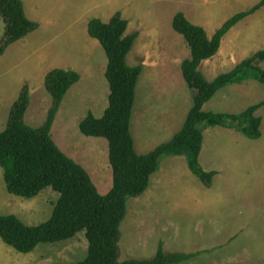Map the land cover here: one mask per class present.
<instances>
[{
  "label": "rangeland",
  "instance_id": "obj_1",
  "mask_svg": "<svg viewBox=\"0 0 264 264\" xmlns=\"http://www.w3.org/2000/svg\"><path fill=\"white\" fill-rule=\"evenodd\" d=\"M122 1L127 4L121 6ZM180 1L191 9L192 21L211 37L227 19L248 11V1L257 0ZM22 2L26 16L39 27L0 55V131L25 83L30 93L25 122L32 127L44 122L51 106L44 78L51 69L61 68L58 63L63 60L61 69L76 71L80 79L65 95L51 136L67 156L84 167L99 193L106 194L112 186L107 140L85 136L79 130L87 112L102 115L110 92L105 78L107 57L99 42L89 36L88 21L99 18L107 22L117 11L127 21L126 34L137 33L127 55L128 65L142 67L130 131L136 152L147 154L171 140L192 106V91L180 65L190 51L182 35L172 28V13L177 9L171 7V0ZM98 4L111 8L104 11L107 6L98 8ZM250 15L226 32L217 53L202 62L200 70L208 80L264 49V10ZM4 25L0 17V38ZM258 66L264 69V62ZM261 101L264 84L251 78L221 88L203 110L239 114ZM255 114L262 119L258 139L245 137L237 130L241 123L230 119L227 123L233 129L210 127L213 130L205 132L203 154L207 150L214 160L202 159L200 166L205 171L208 166L225 167L213 177L210 187L191 172L184 157H160L147 190L127 200L119 262L152 258L162 242L166 253L199 252L180 264H264V105ZM213 138L218 139L214 145ZM58 196L50 188L29 199L10 194L0 167V215L14 214L26 225H37L51 215ZM159 211L168 217L157 215ZM87 246L84 231L66 241L41 243L30 253L18 252L0 238V264H74L86 256Z\"/></svg>",
  "mask_w": 264,
  "mask_h": 264
},
{
  "label": "trees",
  "instance_id": "obj_2",
  "mask_svg": "<svg viewBox=\"0 0 264 264\" xmlns=\"http://www.w3.org/2000/svg\"><path fill=\"white\" fill-rule=\"evenodd\" d=\"M262 6L264 0L248 11L233 15L211 37L202 26L189 21L183 12L175 13L172 27L182 35L190 51L181 62V72L192 91V106L174 137L147 154L136 152L130 131L142 67L128 65L127 55L137 33L126 34L127 21L120 13H115L108 22L90 19L87 32L99 42L107 57L105 78L110 92L103 115L95 117L92 112H87L79 123V130L85 136L107 140L112 186L106 194H100L84 167L67 156L52 139L51 129L61 103L80 75L74 70L51 69L44 78L51 106L40 126L32 127L25 122L30 102L27 83L12 104L6 127L0 131V167L10 194L29 199L50 188L59 196L48 219L37 225H26L14 214L0 215L1 240L18 252L30 253L41 243L66 241L84 231L87 253L74 264H180L197 255L199 252L166 253L160 242L152 258L119 262L120 227L127 212V200L139 197L147 190L162 155L185 156L189 169L202 184L205 187L212 185L216 172L203 170L199 163L202 124L232 127L227 123L230 119L241 123L237 130L245 137L258 139L261 136L262 119L255 112L264 101L239 114L204 111L203 105L225 86L250 78L264 84V69L258 66V62L264 61V49L211 81L205 78L200 66L217 53L226 32ZM0 17L5 24L0 38V55L12 43L39 27L38 22L26 16L22 0H0Z\"/></svg>",
  "mask_w": 264,
  "mask_h": 264
},
{
  "label": "crops",
  "instance_id": "obj_3",
  "mask_svg": "<svg viewBox=\"0 0 264 264\" xmlns=\"http://www.w3.org/2000/svg\"><path fill=\"white\" fill-rule=\"evenodd\" d=\"M247 1V0H246ZM245 1V2H246ZM259 1L260 0H257V1H254V2H252V3H250L249 4V1L247 2V7L245 8V10L247 9V10H250L251 8H253L256 4H258L259 3ZM171 4V7L173 8V10H175L174 8H176L177 9V11L175 12V13H177V12H179V11H181V12H183L184 13V15L186 16V18L189 20V21H191V22H193L192 21V15H193V13H191V9L187 6V4L186 3H183V2H181L180 0H171V2H170ZM127 3H124L123 1H122V4H120L121 6H125ZM99 6H101L100 8H102V7H106L105 9H104V11H107L108 9H110L111 7H110V5L108 6V5H106V4H98L96 7H98L99 8ZM97 8V9H98ZM112 8H114V7H112ZM261 8H263V9H261ZM261 8H259L257 11H255L254 13H252L250 16H253L254 17V15H256V13H258V12H260V11H262V10H264V6L263 7H261ZM197 9V8H196ZM261 9V10H260ZM103 10V9H102ZM114 11H115V8H114ZM115 13H120V12H114V13H112V15H111V17L115 14ZM175 13H172L173 15H172V17L174 16V14ZM220 13V12H219ZM238 13V12H237ZM121 14V13H120ZM154 15V13H152V16ZM217 15V14H216ZM122 16V15H121ZM218 16V15H217ZM110 17V18H111ZM247 17H249V16H247ZM246 17V18H247ZM109 18V19H110ZM123 18V17H122ZM228 20V19H227ZM244 20V19H243ZM246 20V19H245ZM244 20V21H245ZM109 21V20H108ZM107 21V22H108ZM241 22H243V21H240L239 23H241ZM193 24H198L197 22H193ZM237 25H239V24H237ZM237 25H235V26H237ZM173 28V27H172ZM232 29V28H231ZM233 29H234V27H233ZM175 31V30H174ZM230 32V31H229ZM207 33V32H206ZM227 35V34H226ZM225 35V36H226ZM224 36V37H225ZM260 36L261 35H259L258 36V38H257V40L260 38ZM223 37V38H224ZM133 47V46H132ZM131 50H132V48H131ZM131 50H130V52H131ZM130 52L128 53V55H130ZM208 60V59H207ZM63 60L61 61V63H58L60 66L59 67H61V68H63L62 66H63ZM264 62V61H263ZM239 64V63H238ZM181 65V64H180ZM234 68V67H233ZM232 68V69H233ZM231 69V70H232ZM230 71V70H229ZM228 71V72H229ZM224 73H226V72H224ZM220 74H222V73H219L218 75H220ZM218 75H216V76H214L213 77V79H215ZM205 76V75H204ZM206 79H207V77H205ZM212 79V80H213ZM251 79V78H250ZM208 80V79H207ZM249 80V79H248ZM210 81V80H209ZM220 90V89H219ZM207 103V102H206ZM257 103H259V102H257ZM257 103H255V104H257ZM108 106V105H107ZM134 108V107H133ZM191 108V107H190ZM106 109V108H105ZM190 110V109H189ZM189 112V111H188ZM188 112H187V114H188ZM103 113H104V111H103ZM103 113H102V115H103ZM132 113H133V111H132ZM187 114L185 115V118H184V120L180 123V127H179V129H177V131L174 133V135L181 129V127L183 126V124H184V121H185V119H186V117H187ZM101 115V116H102ZM95 116V115H94ZM100 116V117H101ZM95 117H97V116H95ZM210 127H220L219 125H216V126H208V125H205V124H202L201 126H200V128L202 129V133H203V140H204V135H205V132L206 131H208L209 129H211V130H213L212 128H210ZM222 127V126H221ZM224 128V127H223ZM228 128H231V129H233V127H228ZM174 135L172 136V138L174 137ZM171 138V139H172ZM217 140L218 139H216V140H214V138L212 139V141H215V142H213L212 144L214 145L216 142H217ZM169 142V141H168ZM167 143V142H166ZM163 144V143H162ZM160 146V145H159ZM203 147H202V149H201V152H200V155H199V161H200V163L202 162V159L204 160V162H213V160H214V157L211 155V153L210 152H207V150H206V152H205V154H203L204 153V151H205V144L204 145H202ZM175 156H180L181 158H178V159H182L183 157H184V159H186L185 158V156H183V155H175ZM165 157V156H164ZM177 160V159H176ZM186 163H187V160H186ZM188 166V165H187ZM207 170H209V171H215L216 172V175L214 176V177H216V176H219L220 174H222V172L224 171V169H225V167L222 165V164H220V165H218L217 167H211V166H208V167H205ZM158 175L159 174H157V176H156V178H158ZM263 185H264V178H263ZM143 195V194H142ZM155 215H156V213H155ZM157 215H163V217H165V216H167L168 217V215H165V213L164 212H158L157 213ZM189 264H197L196 262H191V263H189Z\"/></svg>",
  "mask_w": 264,
  "mask_h": 264
}]
</instances>
